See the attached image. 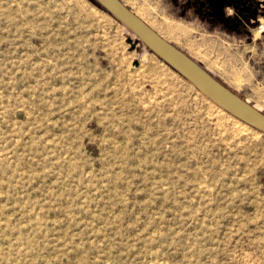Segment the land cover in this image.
<instances>
[{"label":"rangeland","instance_id":"rangeland-1","mask_svg":"<svg viewBox=\"0 0 264 264\" xmlns=\"http://www.w3.org/2000/svg\"><path fill=\"white\" fill-rule=\"evenodd\" d=\"M101 8L0 0V264H264V133ZM137 13L264 113V55Z\"/></svg>","mask_w":264,"mask_h":264},{"label":"water","instance_id":"water-1","mask_svg":"<svg viewBox=\"0 0 264 264\" xmlns=\"http://www.w3.org/2000/svg\"><path fill=\"white\" fill-rule=\"evenodd\" d=\"M103 9L121 22L136 36V41L154 53L182 78L192 84L206 99L225 112L264 133V113L247 99L216 80L185 52L160 35L155 29L131 11L121 0H94ZM209 16L224 21L232 20L226 13V5H233L237 17L247 6L253 7L255 16L258 0H206ZM130 40V39H129Z\"/></svg>","mask_w":264,"mask_h":264},{"label":"crops","instance_id":"crops-1","mask_svg":"<svg viewBox=\"0 0 264 264\" xmlns=\"http://www.w3.org/2000/svg\"><path fill=\"white\" fill-rule=\"evenodd\" d=\"M131 11L137 16L144 20L152 28L153 26L137 11L148 12V11H160L169 13L168 15L176 21H190L192 25H196L202 29L207 37L218 36L223 38L227 43L239 44L242 46L250 45V48L254 49L257 53L264 55V32L258 33L254 31L256 22L262 21L264 24V0H260V6L257 17L251 19L249 22L240 25H228L225 22L203 16L194 6L189 4V0H121ZM100 12L114 18L105 9H99ZM115 19V18H114ZM151 54L147 48L142 49L141 56ZM156 56L154 53H152ZM156 58H158L156 56ZM159 59V58H158ZM160 60V59H159ZM161 61V60H160ZM163 62V61H161ZM164 63V62H163ZM170 70L171 69L166 63H164ZM175 72V71H174ZM221 75V74H219ZM248 99V98H246ZM250 101V100H249Z\"/></svg>","mask_w":264,"mask_h":264},{"label":"flooded vegetation","instance_id":"flooded-vegetation-1","mask_svg":"<svg viewBox=\"0 0 264 264\" xmlns=\"http://www.w3.org/2000/svg\"><path fill=\"white\" fill-rule=\"evenodd\" d=\"M189 4L194 6L196 10H198L203 16L215 18L218 20H221L225 22L228 25H236V23H239L240 25L249 22L251 19H254L257 17L259 6H260V0H258V7L256 8L255 16H252L253 14V7L247 6L245 9L241 10V17H237L235 13V7L233 5H226L225 10L229 17H234L232 20L224 21L220 18H216L213 16L208 15V11L210 8L207 5L206 0H189Z\"/></svg>","mask_w":264,"mask_h":264},{"label":"bare ground","instance_id":"bare-ground-1","mask_svg":"<svg viewBox=\"0 0 264 264\" xmlns=\"http://www.w3.org/2000/svg\"><path fill=\"white\" fill-rule=\"evenodd\" d=\"M176 73V72H175ZM192 85V84H191ZM214 104V103H213ZM215 105V104H214ZM216 107H218L217 105H215ZM221 111H223L224 113H226L227 115H229L230 117L234 118L237 122L241 123L242 125L248 127V128H251L253 130H255L256 132L260 133V131L256 130L255 128L249 126L248 124L242 122L241 120L235 118L234 116L230 115L229 113L225 112L223 109H221L220 107H218Z\"/></svg>","mask_w":264,"mask_h":264},{"label":"built area","instance_id":"built-area-1","mask_svg":"<svg viewBox=\"0 0 264 264\" xmlns=\"http://www.w3.org/2000/svg\"><path fill=\"white\" fill-rule=\"evenodd\" d=\"M257 29L259 32L264 31V24L262 22H260L257 26Z\"/></svg>","mask_w":264,"mask_h":264},{"label":"trees","instance_id":"trees-1","mask_svg":"<svg viewBox=\"0 0 264 264\" xmlns=\"http://www.w3.org/2000/svg\"><path fill=\"white\" fill-rule=\"evenodd\" d=\"M216 79V78H215ZM217 80V79H216ZM220 82V81H219ZM224 85V84H223ZM226 86V85H225ZM227 87V86H226ZM230 89V88H229ZM233 91V90H232ZM234 92V91H233Z\"/></svg>","mask_w":264,"mask_h":264}]
</instances>
